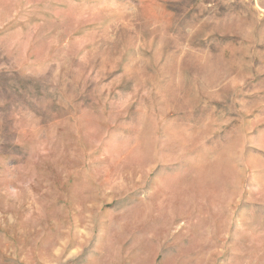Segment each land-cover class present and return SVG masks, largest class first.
<instances>
[{"label": "rangeland", "instance_id": "1", "mask_svg": "<svg viewBox=\"0 0 264 264\" xmlns=\"http://www.w3.org/2000/svg\"><path fill=\"white\" fill-rule=\"evenodd\" d=\"M0 264H264V0H0Z\"/></svg>", "mask_w": 264, "mask_h": 264}]
</instances>
